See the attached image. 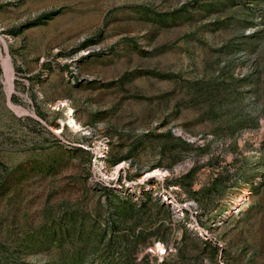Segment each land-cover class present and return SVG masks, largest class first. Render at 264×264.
<instances>
[{
    "label": "rangeland",
    "instance_id": "obj_1",
    "mask_svg": "<svg viewBox=\"0 0 264 264\" xmlns=\"http://www.w3.org/2000/svg\"><path fill=\"white\" fill-rule=\"evenodd\" d=\"M0 264H264V0H0Z\"/></svg>",
    "mask_w": 264,
    "mask_h": 264
},
{
    "label": "bare ground",
    "instance_id": "obj_2",
    "mask_svg": "<svg viewBox=\"0 0 264 264\" xmlns=\"http://www.w3.org/2000/svg\"><path fill=\"white\" fill-rule=\"evenodd\" d=\"M74 115V114H73ZM73 115H72V109L71 108H69L68 110H67V119H68V123L71 125V127H73L74 129H78V128H80L81 126H80V124L78 123V121L77 120H75V118L73 117ZM157 173H162V171L159 169V168H155V169H153L152 171H150V173H149V175H154V174H157ZM163 174V173H162ZM162 176V175H161ZM243 199V198H242ZM158 248L160 249V248H162V245L160 244L159 246H158Z\"/></svg>",
    "mask_w": 264,
    "mask_h": 264
}]
</instances>
